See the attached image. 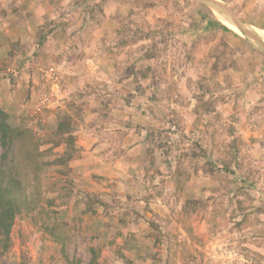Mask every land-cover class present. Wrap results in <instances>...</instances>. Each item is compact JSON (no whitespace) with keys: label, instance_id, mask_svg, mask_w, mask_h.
<instances>
[{"label":"rangeland","instance_id":"1","mask_svg":"<svg viewBox=\"0 0 264 264\" xmlns=\"http://www.w3.org/2000/svg\"><path fill=\"white\" fill-rule=\"evenodd\" d=\"M215 2L264 42V0ZM127 37L138 40L122 47ZM253 43L200 0H0V113L42 139L5 166L1 191L23 205L0 264H264V50ZM155 45L156 65L143 58ZM219 51L223 102L195 130L197 82ZM148 67L157 80L141 76ZM78 94L88 109L71 140L45 144ZM233 139L240 169L227 172ZM206 198L205 211L188 206Z\"/></svg>","mask_w":264,"mask_h":264},{"label":"trees","instance_id":"2","mask_svg":"<svg viewBox=\"0 0 264 264\" xmlns=\"http://www.w3.org/2000/svg\"><path fill=\"white\" fill-rule=\"evenodd\" d=\"M45 27V26H44ZM41 32H39L40 34ZM60 34V33H58ZM41 35H43L41 33ZM54 37L57 36V34L53 35ZM41 37V36H39ZM42 41L44 42V37H42ZM138 39H133V37H127V39H122L120 41V44L122 47L130 45L131 43H135ZM158 47L155 45L150 51H146L143 55V58L145 60H152L154 59V64L156 65L157 59L160 58V55L158 56ZM223 52H217L212 54V58H214L213 66L211 67L210 71V80L211 84L206 82L205 79H201L197 82V91L193 97L195 99V106L190 113V117L192 118L189 120V123L195 128V130H198L201 125L203 127H208V124H205L203 121L206 118L207 115L211 114L216 110V106L218 103L223 102V97H219L217 95L218 88H220L219 84L216 83V77L217 75L229 67L223 62L224 54ZM134 69V67H131ZM151 73L152 78L157 80V77L160 76V73L157 69H151V67H148L144 70L142 73L143 78H147L148 75ZM74 99L72 98L69 107L67 110L62 112H57L56 116H54V122L56 129L53 132L44 133V143L45 144H53L58 145L60 142H67L71 140V137L65 138V134L71 133V122L74 118H80L82 113L88 109L87 101L85 100L84 94H78L76 95ZM182 101V102H181ZM176 103H179V107L177 109H173L170 111V117H171V123L177 124L179 121V124H183L185 111L183 108H186L189 104L184 105L183 99L179 98V100L175 101ZM114 108V106H109L106 113L110 114V109ZM74 117V118H73ZM179 129L182 128V126ZM208 125V126H207ZM178 126V124H177ZM40 137V136H39ZM38 136H32L31 132L29 130H22L14 128H9L6 123L4 122V118L2 114L0 113V147L3 149V153L0 156V164H3L4 167L6 164L11 163L12 167H16L18 165L19 161L22 160L24 153L27 151L28 154H30L32 151H37V146L41 145L42 142ZM35 140H37L35 142ZM240 142L237 140L231 141L229 143L227 148V155L231 156L230 158H225L224 161H222V168L223 170L227 172H232L231 169L232 164L237 167V169H240V167L236 164V156L239 152ZM52 145V146H53ZM198 146V145H197ZM204 147L198 146L197 152L202 153L204 151ZM42 154V153H40ZM185 155H189L190 157L194 158L197 156V153L193 149H188L187 153ZM60 158V157H59ZM234 159V161L232 160ZM198 168V167H197ZM199 168L203 171L204 174L207 176H210L212 178H215L216 170H214V167L212 164L204 163L199 165ZM3 176H0V259L5 256V254L8 252L11 244V237L10 233L13 227V224L15 222V217L18 214V211L20 210V206L23 205L22 201H20L19 194H16L12 191L10 195H6L3 193L2 186L6 182L7 176L11 175L8 173V170L5 167V173H0ZM228 185V182L226 183ZM225 187V186H224ZM216 191V189H215ZM44 199V198H43ZM49 200V199H46ZM211 198H206L205 200H197V199H190L188 200V206H191L192 209L195 210H202L205 211L207 209V206L209 204V201ZM50 202V200L48 201ZM26 207L28 208V204ZM22 211V210H21ZM20 211V212H21ZM45 219V218H43ZM42 219V220H43ZM94 264H101L98 259L93 260Z\"/></svg>","mask_w":264,"mask_h":264},{"label":"water","instance_id":"3","mask_svg":"<svg viewBox=\"0 0 264 264\" xmlns=\"http://www.w3.org/2000/svg\"><path fill=\"white\" fill-rule=\"evenodd\" d=\"M200 1H202L207 6L211 7V9H217L218 11H220L222 17H224L225 20H228L231 23H233V25H235V27H237L239 31H241L246 37L249 38V41L253 40L254 41L253 44L258 49L264 50V45L260 44L257 41L258 35L255 32L248 29L246 25L238 21L237 18L227 8L221 6L220 4L214 1H210V0H200Z\"/></svg>","mask_w":264,"mask_h":264},{"label":"crops","instance_id":"4","mask_svg":"<svg viewBox=\"0 0 264 264\" xmlns=\"http://www.w3.org/2000/svg\"><path fill=\"white\" fill-rule=\"evenodd\" d=\"M210 1H214L215 2V0H210ZM37 8H38V5H36V7L34 8V10H35V12H36V10H37ZM44 18V15L42 16V18L41 19H43ZM220 20H222V19H220ZM224 22V21H223ZM225 23V22H224ZM260 36H262V35H260ZM264 42H262V44H263Z\"/></svg>","mask_w":264,"mask_h":264},{"label":"bare ground","instance_id":"5","mask_svg":"<svg viewBox=\"0 0 264 264\" xmlns=\"http://www.w3.org/2000/svg\"><path fill=\"white\" fill-rule=\"evenodd\" d=\"M232 25H233V23H232ZM233 27H235V25H233ZM236 29H238L237 27H235ZM239 30V29H238ZM262 35V34H261ZM262 37H264V36H262ZM257 41L260 43V44H262V41L257 37Z\"/></svg>","mask_w":264,"mask_h":264}]
</instances>
